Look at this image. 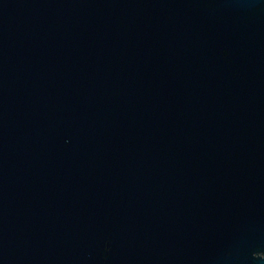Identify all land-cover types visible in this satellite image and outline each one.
<instances>
[{
	"label": "water",
	"instance_id": "water-1",
	"mask_svg": "<svg viewBox=\"0 0 264 264\" xmlns=\"http://www.w3.org/2000/svg\"><path fill=\"white\" fill-rule=\"evenodd\" d=\"M0 264H264V0H0Z\"/></svg>",
	"mask_w": 264,
	"mask_h": 264
}]
</instances>
